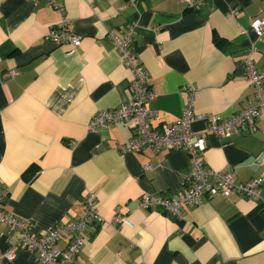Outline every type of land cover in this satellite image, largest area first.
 <instances>
[{"label":"crops","instance_id":"0c3cea01","mask_svg":"<svg viewBox=\"0 0 264 264\" xmlns=\"http://www.w3.org/2000/svg\"><path fill=\"white\" fill-rule=\"evenodd\" d=\"M258 16L264 0H202L197 9L183 0H1L0 75L17 71L0 78L3 208L28 218L40 233L80 215L83 195L94 193L101 221L95 231L85 230L74 264H264V118L250 133L207 135L202 154L207 167L232 169L239 182L260 177V199L202 197L181 216L138 202L142 194L168 197L180 189L185 152H123L117 147L132 136L127 124L87 129L95 112L129 97L130 70L107 33L120 35L131 22L137 25L132 51L155 94V124L181 117L187 86L198 114L241 111L253 94L242 65L250 44L264 73V38L257 40L250 28ZM63 18L80 38L74 48L44 37ZM192 128L201 131L204 120ZM116 213L127 222L112 221ZM9 250L12 260L0 264H38L18 234L0 223V252Z\"/></svg>","mask_w":264,"mask_h":264},{"label":"built area","instance_id":"2783aa9c","mask_svg":"<svg viewBox=\"0 0 264 264\" xmlns=\"http://www.w3.org/2000/svg\"><path fill=\"white\" fill-rule=\"evenodd\" d=\"M183 2L190 7H198L202 0ZM229 13L235 14V10H230ZM136 26L135 22H131L120 35L113 31L107 33L123 66L130 70L132 78L129 83V97L114 108L95 112L87 123V129L94 131L115 123H123L129 126L132 136L128 142L118 145L120 151L138 152L148 148L152 153H156L166 148H175L186 153L188 165L180 189L168 197L142 194L138 202L139 207H160L166 214L181 216L184 206L199 204L202 197L220 195L227 198L237 195L259 200L260 177L239 182L235 179L232 169H211L207 167L202 157L207 135L225 137L250 133L255 129L256 121L264 118V73L256 68L251 58L255 46L250 44L242 56L245 79L252 86L253 94L247 106L241 111L225 117L198 114L193 109L192 88L187 86L189 96L181 117L170 124H155L158 112L150 108V101L155 94L147 84V72L143 64L131 48ZM250 28L257 40L264 38V16L253 18L250 21ZM44 37L55 44L70 43L73 48L80 41L77 35L67 30V21L64 18L51 26ZM15 74H17L15 69H9L3 72L0 78L8 79ZM198 119L204 120V128L201 131H194L192 123ZM143 168L149 169L150 166L145 163ZM6 196L7 189L0 185V223L6 225L9 232L18 234L20 247L34 253L38 264H74L85 242V230L89 227L95 231L101 221L96 208V197L94 193L88 192L81 199L83 212L80 215L65 223L55 224L43 232L34 233L28 218L19 217L3 208ZM112 221L127 222L126 218L118 213L114 214ZM64 237L65 245L59 247L58 242ZM2 258L10 262L13 250L5 254L0 252V259Z\"/></svg>","mask_w":264,"mask_h":264},{"label":"trees","instance_id":"16d2710c","mask_svg":"<svg viewBox=\"0 0 264 264\" xmlns=\"http://www.w3.org/2000/svg\"><path fill=\"white\" fill-rule=\"evenodd\" d=\"M188 8H191V9H197V7H190V6H187ZM214 40L216 41V43H220V42H222V39L221 38H219V37H216L215 35H214Z\"/></svg>","mask_w":264,"mask_h":264}]
</instances>
